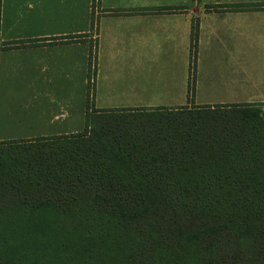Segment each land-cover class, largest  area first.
Wrapping results in <instances>:
<instances>
[{"label": "trees", "instance_id": "obj_1", "mask_svg": "<svg viewBox=\"0 0 264 264\" xmlns=\"http://www.w3.org/2000/svg\"><path fill=\"white\" fill-rule=\"evenodd\" d=\"M191 45L193 68L196 33ZM95 62L91 45L84 114ZM114 112L91 111L85 140L0 142V264H264V118L203 117L179 142L131 125L122 142ZM30 141L45 143L13 149Z\"/></svg>", "mask_w": 264, "mask_h": 264}, {"label": "crops", "instance_id": "obj_2", "mask_svg": "<svg viewBox=\"0 0 264 264\" xmlns=\"http://www.w3.org/2000/svg\"><path fill=\"white\" fill-rule=\"evenodd\" d=\"M91 45L97 94L106 78L125 90V63H132L142 67L135 79L156 96L264 104V0H0V79L29 83L48 101L49 83L63 82L58 91L68 100L57 109L73 105L82 117ZM215 81L223 84L209 86ZM184 106L205 105L171 108Z\"/></svg>", "mask_w": 264, "mask_h": 264}, {"label": "rangeland", "instance_id": "obj_3", "mask_svg": "<svg viewBox=\"0 0 264 264\" xmlns=\"http://www.w3.org/2000/svg\"><path fill=\"white\" fill-rule=\"evenodd\" d=\"M141 69L142 67L135 64L125 63V90L119 88L123 83L122 81L110 82V79H104L105 82L108 83L104 90H100L98 94L95 91L94 95L89 99L88 111L87 114H84V117L80 114L82 112L76 113V107L73 108V105L71 106L72 108H68L67 105L63 104V108H60V110L59 108L57 109V103H65V101L68 100L62 97V91H58V89L62 87V84L65 85V83L57 80L49 83V101L51 104L47 107L45 101H48V99L42 100L40 97L38 99L35 90H30L29 83L20 80L17 81L15 80V77H9V74L8 76H3L4 78L0 79V142H21L27 139L37 140L39 138H51L49 141H46L48 142L47 144H50V140H55L58 136H64L57 134L58 132H62V128L65 129L69 126H76L80 130L75 133L66 134L67 136L76 134L77 140H80L81 138H84L85 140L86 137H91L93 135L92 130H94V128L92 127L91 111H95L94 106L101 110L115 111L114 113L121 111L120 113L122 115L119 116L122 117L117 121H120L122 123L121 125L125 126L123 131H121L124 134V137L118 139L122 142L129 140V136L125 137V132L127 129H131V125H138L139 132L136 136H138V140L140 141L152 139V137L146 133L160 132L159 134L161 137H158V139L166 136L164 139L179 142L186 138L184 133H195L197 130L196 126L199 125L196 122H199L203 117L213 120V118H216L218 113H220L219 117L221 119L228 117L231 118L230 123L233 125L239 121L240 117L242 118L243 114H248L250 110L253 112L255 110L264 118V104L245 102L247 101L245 99L195 100L191 98L177 99L172 98L170 95L156 96V90L153 86L149 85L147 81L135 79V77L137 78V73L140 72ZM95 70V67L94 69L92 68V73L90 74L93 83L95 82V79L93 78V74L96 72ZM220 84L223 83L218 81L209 82V86L215 88L219 87ZM247 92V89H243L241 93L244 95ZM70 100L73 102V99ZM74 102L77 103V100ZM122 102H125V106L120 105ZM186 102H194L195 104L201 103V105L208 107H205L204 109L195 106L171 108L174 105H181V103ZM147 103H154L155 105L150 106L147 105ZM241 107L246 108L241 109ZM85 116L88 123L86 129ZM108 122L111 123L110 120ZM223 124L225 123H217L219 127ZM162 132L167 133L163 134ZM93 141L94 139L90 138L89 144L91 146ZM30 142L31 143L28 144L26 143V145H22L21 143L20 146H15L13 149L18 151L28 148L32 151L33 149H38L40 145L45 143L44 141ZM61 143L63 142H58V140H56V142L54 141L52 145H49L46 148L52 147V150L59 152L60 148L63 147ZM118 145L119 144H116V146ZM14 156L19 160L25 158L23 155ZM8 159L9 157L4 156L0 161L11 164L12 161ZM38 220L39 221L36 222V224H42L45 222L47 225H51V218L48 216H43ZM52 233L53 231L51 229L47 235L51 236ZM2 238L4 237L2 233H0V240Z\"/></svg>", "mask_w": 264, "mask_h": 264}]
</instances>
